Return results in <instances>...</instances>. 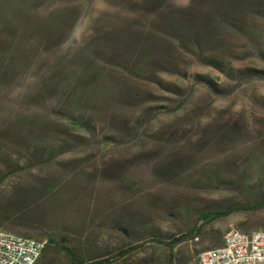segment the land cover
Segmentation results:
<instances>
[{
  "label": "rangeland",
  "instance_id": "rangeland-1",
  "mask_svg": "<svg viewBox=\"0 0 264 264\" xmlns=\"http://www.w3.org/2000/svg\"><path fill=\"white\" fill-rule=\"evenodd\" d=\"M247 69L264 72V0H0V231L43 237L38 264L134 245L114 264H170L155 240L264 200V76ZM231 230H264V209L176 263Z\"/></svg>",
  "mask_w": 264,
  "mask_h": 264
},
{
  "label": "built area",
  "instance_id": "built-area-1",
  "mask_svg": "<svg viewBox=\"0 0 264 264\" xmlns=\"http://www.w3.org/2000/svg\"><path fill=\"white\" fill-rule=\"evenodd\" d=\"M199 239L196 238L195 241ZM45 243L0 231V264H38ZM198 264H264V230H231L221 247L203 251Z\"/></svg>",
  "mask_w": 264,
  "mask_h": 264
},
{
  "label": "trees",
  "instance_id": "trees-1",
  "mask_svg": "<svg viewBox=\"0 0 264 264\" xmlns=\"http://www.w3.org/2000/svg\"><path fill=\"white\" fill-rule=\"evenodd\" d=\"M240 75V79L243 78H247V79H252V78H256V77H262L264 76V72L256 70V69H247V70H243V71H239L238 72ZM199 80L201 82H204L208 85H212V82L207 79L206 77H200ZM264 209V200L258 201L256 204L251 205V206H246V205H232L229 206L225 209H221V210H215L212 212H208L203 214L200 218H199V223L198 226H196L194 229H192L188 234L185 235H181L179 237H176L174 239H170V240H165V239H157L154 242L156 244L162 245L166 248L169 249L171 256H175V250L178 246H180L181 244H183L184 242L189 241L190 236L192 237L193 240H195L198 237H195L196 235L199 236L201 235L203 229L207 226H210L212 224H214L215 222L228 218L231 215H233L234 213L237 212H241V211H259ZM22 211H18L16 214L17 215H22ZM26 216V214L24 215ZM24 236L29 237V238H33L36 239L38 241H43L44 238L40 237V236H36V235H30L29 233H26ZM51 242V241H50ZM143 247V245H134V246H129L121 251H119L118 253L108 256V257H104L100 260H97L95 262H92L90 264H114L122 259H124L125 257H127L128 255L132 254L135 251L140 250ZM63 250L67 251L71 256L74 257V255L72 254V252L65 248V247H61ZM74 264H80L78 262L77 259H75V257L73 258ZM177 264V263H175Z\"/></svg>",
  "mask_w": 264,
  "mask_h": 264
},
{
  "label": "crops",
  "instance_id": "crops-1",
  "mask_svg": "<svg viewBox=\"0 0 264 264\" xmlns=\"http://www.w3.org/2000/svg\"><path fill=\"white\" fill-rule=\"evenodd\" d=\"M175 253V256H171V253H170V251L168 252V254H169V263L170 264H175L176 263V259H177V257H176V250L174 251ZM104 258V257H103ZM100 260V259H99Z\"/></svg>",
  "mask_w": 264,
  "mask_h": 264
}]
</instances>
